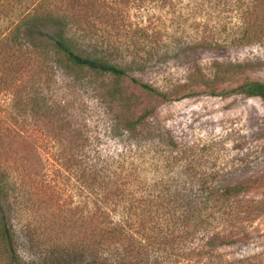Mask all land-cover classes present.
<instances>
[{"label":"rangeland","instance_id":"rangeland-1","mask_svg":"<svg viewBox=\"0 0 264 264\" xmlns=\"http://www.w3.org/2000/svg\"><path fill=\"white\" fill-rule=\"evenodd\" d=\"M11 25L28 38L0 48V264H264V102L237 90L264 83V0H0ZM59 28L126 76L56 55ZM231 186V204L202 192Z\"/></svg>","mask_w":264,"mask_h":264},{"label":"trees","instance_id":"trees-1","mask_svg":"<svg viewBox=\"0 0 264 264\" xmlns=\"http://www.w3.org/2000/svg\"><path fill=\"white\" fill-rule=\"evenodd\" d=\"M21 18L23 22H28V20H30L31 18L34 19L35 17H32V14L30 13H25ZM27 38L28 34L25 30L21 31L20 27H18L17 25H11V27H9L5 32L0 34V48L6 46L12 47V56L16 57L15 54L19 51L18 47L22 46V44L24 45V42L27 40ZM49 40L51 43V47L56 53V55H61L73 67L86 68L92 71H100L108 73L117 78L126 76L125 68L109 64L102 57H98L97 55H84L80 53V51L76 48V43L74 42L73 38L66 35L65 31L60 28L57 29L56 34L50 37ZM26 46H28V44H26ZM132 80L134 82H137L134 79ZM140 86L146 91L163 96L162 93L147 84L141 83ZM237 90H240L241 93L248 97H259L264 102V83L256 81L247 82L245 84L240 85ZM144 118L145 117L142 116L136 122L142 124ZM135 126L136 125L134 124L132 125L131 123H127L124 124L122 127H119V130L121 129V131L125 132L126 134H130L135 130ZM1 188H3L2 185H0V190ZM114 192L115 193L113 194V196H116L117 198L121 199L124 197V192H117L116 190H114ZM202 192H204V196H206L211 202H213L214 205H217L223 201L228 204H231L233 199L241 193V189L235 186L224 187L221 189L208 187ZM139 199L134 200V202H138ZM105 203H108V201L106 200L103 202V204ZM107 210L110 211V209ZM96 211L97 212L95 213V216L101 218V221L103 222L102 224H105V221L110 218L108 213L105 211V209H103L102 207L100 208L99 206L96 207ZM108 224H113V228L109 229V234L118 235V237L120 238H122L121 234L128 235L127 231L123 226H115L116 224L110 221V219ZM102 227L103 228H101V230H103L105 234H108V228L104 226ZM0 231L1 238L6 241L7 244H10L9 231L7 229L5 221L1 216Z\"/></svg>","mask_w":264,"mask_h":264}]
</instances>
